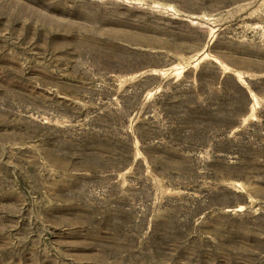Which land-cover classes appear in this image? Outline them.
<instances>
[{
  "label": "rangeland",
  "instance_id": "1",
  "mask_svg": "<svg viewBox=\"0 0 264 264\" xmlns=\"http://www.w3.org/2000/svg\"><path fill=\"white\" fill-rule=\"evenodd\" d=\"M0 264H264V0H0Z\"/></svg>",
  "mask_w": 264,
  "mask_h": 264
},
{
  "label": "trees",
  "instance_id": "2",
  "mask_svg": "<svg viewBox=\"0 0 264 264\" xmlns=\"http://www.w3.org/2000/svg\"><path fill=\"white\" fill-rule=\"evenodd\" d=\"M198 78H199V75H198ZM199 79H200V78H199ZM235 84L237 85V87H239V89L242 91V93H243V95H244V97H245V100H246L245 105H248V103L250 102V93H249V91H248L246 88H244V87L239 83L238 80H235Z\"/></svg>",
  "mask_w": 264,
  "mask_h": 264
}]
</instances>
